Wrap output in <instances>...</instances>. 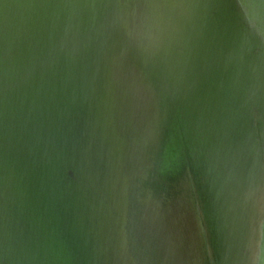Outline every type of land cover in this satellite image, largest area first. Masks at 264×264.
Masks as SVG:
<instances>
[{
  "label": "water",
  "instance_id": "water-1",
  "mask_svg": "<svg viewBox=\"0 0 264 264\" xmlns=\"http://www.w3.org/2000/svg\"><path fill=\"white\" fill-rule=\"evenodd\" d=\"M0 264H264V0H0Z\"/></svg>",
  "mask_w": 264,
  "mask_h": 264
}]
</instances>
